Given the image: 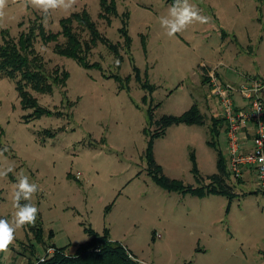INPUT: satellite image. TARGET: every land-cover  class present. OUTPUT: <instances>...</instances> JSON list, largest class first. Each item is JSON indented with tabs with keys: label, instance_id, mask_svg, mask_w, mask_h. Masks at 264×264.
Returning a JSON list of instances; mask_svg holds the SVG:
<instances>
[{
	"label": "rangeland",
	"instance_id": "obj_1",
	"mask_svg": "<svg viewBox=\"0 0 264 264\" xmlns=\"http://www.w3.org/2000/svg\"><path fill=\"white\" fill-rule=\"evenodd\" d=\"M111 1L118 17L106 14L107 21L99 16L100 0H75L70 9H56L46 17L24 7L23 0H10L8 15L0 22V30L17 39L31 21L41 20L47 31L56 33L60 19L86 11L104 37L121 43L123 15L132 42L130 55L121 52L119 68L100 43L88 55L90 63L101 64L106 77H130L128 91H118L112 78L55 55L53 44L37 39L35 48L47 69L56 66L69 76L66 87L51 95L28 91L40 106L59 111L62 117L24 122L29 111L21 110L14 82L0 78V151L7 149L0 166L11 162L16 173L23 172L38 184L33 203L42 229V243L25 226L17 230L9 252L0 253V262L39 264L41 257L55 253L51 245L67 247L64 255L72 256L89 239L84 229L97 235L107 229L108 240L141 264H264V190L257 192L248 179L244 185L233 184L230 176L227 184L235 194L230 203L222 196L198 199L168 192L153 181L144 158L147 134L155 131L150 118L179 116L196 104L205 125L168 128L154 141V158L167 178L193 188L206 186V177L216 173L217 160L206 143L213 140L212 119L222 118L225 126L217 124L215 141L231 174L224 109L219 97L211 95L200 67L210 66L221 81L235 86L245 79L264 80V0H189L209 21L194 22L174 37L160 24L174 0H106L108 5ZM74 29L81 34L76 25ZM131 64L141 76L147 72L148 83L155 87L152 92L134 81ZM63 92L67 105L62 103ZM240 98V94L235 98L238 105ZM46 131L56 133L54 138ZM191 154L199 182L191 174ZM15 183L11 172L0 178L1 218L13 217Z\"/></svg>",
	"mask_w": 264,
	"mask_h": 264
},
{
	"label": "trees",
	"instance_id": "obj_2",
	"mask_svg": "<svg viewBox=\"0 0 264 264\" xmlns=\"http://www.w3.org/2000/svg\"><path fill=\"white\" fill-rule=\"evenodd\" d=\"M99 5L100 17L105 18L107 21L108 18L105 16L106 14L118 17L113 1L108 5L106 0H100ZM121 17L122 21L118 29L119 36L122 39L121 43H112L104 37L98 31L95 22L86 11L72 13L66 18L60 19V30L56 33L47 31L41 20L29 22L27 29L20 32L17 39L10 37L6 29L0 30V78L5 77L14 82L21 110L23 112L29 111L28 114L22 117L24 122L28 123L30 120H39L42 117H62L61 112L51 111L48 108L40 106L37 99L31 95L28 89L39 94L51 95L55 89H64L66 87V81L69 76L66 70L56 66L52 69H47L46 62L35 48L37 39L44 45L53 44L52 52L55 55L71 59L85 70L95 69L105 78L107 75L104 73L101 64L98 62L90 63L88 61V55L91 53L92 48L100 43L105 46L118 61L117 68L120 67V63L123 61L121 52L130 55L132 43L128 34V23L124 21L123 15H121ZM74 25L79 28L81 34L74 29ZM84 32L87 34L86 39L82 37ZM59 37H62V41H59ZM201 68L204 70V75L210 70V67L206 66H202ZM131 69L134 73V81H136L143 90L152 92L155 89L154 86L148 83L146 71H144L141 76L139 68L134 64H131ZM106 78L113 79L117 84L118 91H128L130 77L121 79L117 74H112ZM205 79L206 77H204L203 81L206 83L207 80ZM65 96V92H63L62 103L67 105ZM145 97L146 96L143 97V102H145ZM236 105L235 102L234 106ZM68 117L71 118V116ZM212 120L213 140L206 144L216 152V173L206 177V180L209 181L206 186L193 188L191 185H183L181 181L169 179L162 173L161 167L154 158V141L163 137L166 130L172 126L181 124L187 126H204V115L200 112L196 104H192L188 110L179 116L164 115L155 121H152L150 118V123L155 126V131L153 134H147L148 139L144 158L149 175L163 190L188 194L198 199L209 196H222L230 203L235 195L232 186L227 184V179H229L231 174L227 172L225 158L215 141V137L219 135V131L216 129L217 124L220 126L225 125L224 119ZM44 133L48 138H54L56 134L50 131ZM144 133L146 132L144 131ZM190 162L191 174L193 178L199 182L201 177L193 154L190 155ZM233 180L240 182V179ZM21 203H24V201H21ZM108 208L109 207H107L106 210ZM25 227L29 229L37 242H41L42 229L40 220L38 221L36 218L34 224H29ZM84 232L89 239L78 245L72 256H67L68 254L64 255L67 247L58 248L55 245H51L55 253L51 257L45 259L44 264H141L138 263V261L135 260L136 258L127 252L124 247L108 240L107 229L104 230L103 235H97L91 229H84ZM52 236V232H50V238ZM129 255H131L132 258L129 257Z\"/></svg>",
	"mask_w": 264,
	"mask_h": 264
},
{
	"label": "built area",
	"instance_id": "obj_3",
	"mask_svg": "<svg viewBox=\"0 0 264 264\" xmlns=\"http://www.w3.org/2000/svg\"><path fill=\"white\" fill-rule=\"evenodd\" d=\"M213 72L210 68L205 77L207 86L212 90L211 95L219 97L218 101L224 109L227 121L226 150L231 176L235 180L241 179L244 170L252 169L257 189L264 190V164L260 163V157L264 156V80L245 79L235 86L221 81ZM239 94L242 104H236L242 107L234 106L235 98ZM248 124L252 126L253 137L250 149L243 152L240 132Z\"/></svg>",
	"mask_w": 264,
	"mask_h": 264
},
{
	"label": "clouds",
	"instance_id": "obj_4",
	"mask_svg": "<svg viewBox=\"0 0 264 264\" xmlns=\"http://www.w3.org/2000/svg\"><path fill=\"white\" fill-rule=\"evenodd\" d=\"M9 3L10 0H0V22L8 15ZM74 3L75 0H23L24 7L31 6L38 9L45 17L56 9H70ZM208 21L209 18L202 15L195 5L189 3V0H174L168 15L160 18V24L169 37H174L177 33L184 31L194 22L206 24ZM0 27H3L2 23H0ZM257 110H259L258 106ZM3 151H0V156L3 155ZM260 163L264 164V156L260 157ZM10 172L16 176L13 193L15 212L11 220L0 218V253L9 252L10 246L14 244L17 230L34 224L39 211L33 203V198L39 191L38 184L31 182L23 172L16 173L14 164L11 162H8L6 166H0V178H6ZM40 264H44L43 257L40 258Z\"/></svg>",
	"mask_w": 264,
	"mask_h": 264
},
{
	"label": "crops",
	"instance_id": "obj_5",
	"mask_svg": "<svg viewBox=\"0 0 264 264\" xmlns=\"http://www.w3.org/2000/svg\"><path fill=\"white\" fill-rule=\"evenodd\" d=\"M202 67V66H201ZM200 67V69H201ZM206 67H210V66H207ZM260 77H263V76H260ZM262 79V78H261ZM222 80V79H221ZM225 82V81H224ZM210 96V95H209ZM262 100L264 102V92L262 93ZM225 126V125H224ZM240 136L242 137V151L243 152H246L250 149L251 147V140H252V137H253V129H252V126L249 125L247 126L246 128H243L241 129V132H240ZM211 175V174H210ZM254 172L252 169H246L243 171V174H242V180H240V184L241 185H244V182L246 181V179L248 180H251L253 182V185L255 186L254 189L259 190L257 189L256 185H255V177H254ZM233 184L236 182L234 180H232ZM227 183L230 184V182L227 180ZM232 186V185H231ZM258 192V191H257ZM252 193V192H251Z\"/></svg>",
	"mask_w": 264,
	"mask_h": 264
}]
</instances>
